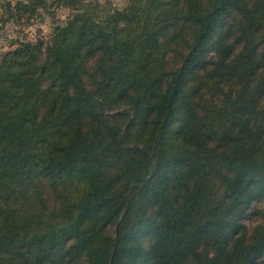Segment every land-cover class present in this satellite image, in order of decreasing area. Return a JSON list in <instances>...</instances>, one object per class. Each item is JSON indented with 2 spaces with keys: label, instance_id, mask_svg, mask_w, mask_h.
Returning <instances> with one entry per match:
<instances>
[{
  "label": "trees",
  "instance_id": "16d2710c",
  "mask_svg": "<svg viewBox=\"0 0 264 264\" xmlns=\"http://www.w3.org/2000/svg\"><path fill=\"white\" fill-rule=\"evenodd\" d=\"M0 5V264L264 262V0Z\"/></svg>",
  "mask_w": 264,
  "mask_h": 264
},
{
  "label": "rangeland",
  "instance_id": "374dc122",
  "mask_svg": "<svg viewBox=\"0 0 264 264\" xmlns=\"http://www.w3.org/2000/svg\"><path fill=\"white\" fill-rule=\"evenodd\" d=\"M104 3L106 0H100ZM115 6L123 7L127 0H110ZM70 10L61 7L58 9L59 20H65L70 14ZM55 23L53 18L49 13L43 11V16H38L32 23L23 25L21 28L13 25L7 24L3 30H0V54L10 48V40L12 38H17L19 36L23 37L26 35L30 39H35L42 37L44 39L48 38ZM20 29V30H19ZM19 31V32H18ZM20 33V34H18ZM245 222L252 224L249 218L245 219ZM264 264V262L262 263Z\"/></svg>",
  "mask_w": 264,
  "mask_h": 264
},
{
  "label": "crops",
  "instance_id": "0c3cea01",
  "mask_svg": "<svg viewBox=\"0 0 264 264\" xmlns=\"http://www.w3.org/2000/svg\"><path fill=\"white\" fill-rule=\"evenodd\" d=\"M2 0H0V2H1ZM2 12H3V10H2V7H1V5H0V15L2 14Z\"/></svg>",
  "mask_w": 264,
  "mask_h": 264
}]
</instances>
